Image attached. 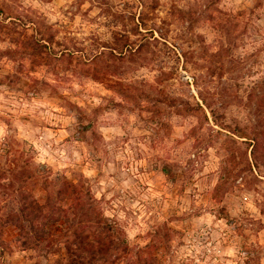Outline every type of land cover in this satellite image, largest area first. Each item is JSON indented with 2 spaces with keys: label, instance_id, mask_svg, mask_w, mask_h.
I'll return each mask as SVG.
<instances>
[{
  "label": "rangeland",
  "instance_id": "rangeland-1",
  "mask_svg": "<svg viewBox=\"0 0 264 264\" xmlns=\"http://www.w3.org/2000/svg\"><path fill=\"white\" fill-rule=\"evenodd\" d=\"M43 168L69 219L21 214ZM106 222L109 264H264V0H0V264Z\"/></svg>",
  "mask_w": 264,
  "mask_h": 264
},
{
  "label": "trees",
  "instance_id": "trees-1",
  "mask_svg": "<svg viewBox=\"0 0 264 264\" xmlns=\"http://www.w3.org/2000/svg\"><path fill=\"white\" fill-rule=\"evenodd\" d=\"M4 151L5 148L3 149V152ZM40 171L30 177H27L26 175L24 176V174L18 172V170L13 169L10 171V176L13 180L20 176H23L25 182L32 180L35 184H39L40 181L43 180L45 182V188L47 189L44 203H41L38 200L31 201V203L27 204V207L23 208L21 214L23 216H26V214H34L36 217L38 216V219L43 218L44 220H49L52 223H58L62 220L69 219L66 210L62 206L56 204L53 192L50 190V187L55 185L50 180L51 173L45 168ZM63 195L64 200H70L73 206L75 205L78 207L83 205L84 191L79 190L76 185H68ZM91 206L94 207L93 204H91ZM93 213L95 214V210ZM29 222L32 223L31 228L36 230L34 222L32 220ZM120 235L121 231L116 227L109 225L107 222L105 223L103 232H99L98 235L92 239L85 237L84 234H77L74 243L76 244V248L72 249L69 246L66 250L67 254L73 257L71 259V264H109L111 258L117 253V250L122 248L121 245H123V241L118 239L120 238ZM115 240L122 244H118L114 248H110L109 243L114 244ZM37 247L41 248L40 240H37Z\"/></svg>",
  "mask_w": 264,
  "mask_h": 264
}]
</instances>
